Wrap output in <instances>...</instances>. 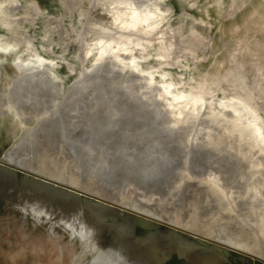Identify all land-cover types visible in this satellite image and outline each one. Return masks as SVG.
Returning a JSON list of instances; mask_svg holds the SVG:
<instances>
[{"label":"rangeland","instance_id":"374dc122","mask_svg":"<svg viewBox=\"0 0 264 264\" xmlns=\"http://www.w3.org/2000/svg\"><path fill=\"white\" fill-rule=\"evenodd\" d=\"M5 1L7 0H0L1 3ZM17 1L25 6L24 10H17L10 15L4 9L0 13V34L13 35L19 41L20 51L24 52L19 55L21 59L27 56L25 46L31 44L45 60L58 64V81L56 88L52 90L57 105L62 101L68 87L86 78L91 69L95 51L93 50L85 61L82 62L81 59L83 44L90 43L92 34H88L82 41L79 38L81 30L102 29L115 37L120 33L125 34V30L115 23L114 19L112 21L111 14L107 12V5L102 0L95 7L94 0ZM237 1L239 6L232 4L228 16L239 18V31L234 26L235 20L222 18L225 12L222 11L223 8L214 16L217 19L215 24L217 27L223 26V23L227 24L228 34L232 33L235 42L238 40L237 33L241 34L245 51L235 57L241 58L247 65H253V60L264 63V6H256L261 10L254 11L252 5L244 4L245 0ZM44 2L48 3L47 9L42 7ZM174 2L177 6L176 14L166 16L163 23L148 34L137 32L132 37L133 43L137 38H144L142 47H135L132 52L133 55L142 57L136 60L135 67L130 69L127 62H117L116 68L132 77L133 81L126 84V87H138L144 78L148 79L146 73H152L149 87L153 92H162V86L166 84L176 96L188 95L204 88L203 85L214 87L217 77L229 78L238 70L235 58L231 57L230 45L226 48L221 45L222 30L211 32L207 18L211 6H222L226 10L230 4L219 5L218 0ZM29 4H36L40 9L38 16L30 22L27 10ZM200 14H203L204 20L199 19ZM257 17L262 19H255ZM17 21L22 24H16ZM11 22L14 25L8 28ZM256 39L260 42L254 47ZM188 40L193 44H181ZM168 41L177 47L164 48V43ZM186 49L195 51L189 52ZM121 55L127 56L128 53ZM69 65L72 73L69 72ZM18 76L14 56L0 53V94H4L12 80ZM222 83L227 85V80ZM90 91V88L85 91V102L88 101ZM118 91L124 92L123 89ZM103 92L107 96L110 95L106 88H103ZM142 93L150 95L148 91ZM216 97L223 98L219 89ZM208 99L207 104L213 103L210 97ZM156 101L167 109L170 120L175 121V126H179L182 118H178L177 111L169 110L170 107L165 101ZM2 103L5 108L4 100L0 97V104ZM177 103L171 102L175 106ZM206 107L201 109L202 115ZM54 111L53 108L50 112ZM99 111L104 114L101 118L114 114V109L111 111L110 108H100ZM171 111L173 112L170 113ZM257 112L264 121V113L260 109ZM74 117L73 114V119L66 125V133L70 130L71 134L54 138L46 144V150L43 152L36 153L33 149L21 152L16 150V155L24 164L21 166L6 162L4 158L9 150L16 147L22 136L35 131L39 118L16 119L5 110L0 116V168L9 172L21 171L30 180L57 186L62 195L70 196L71 201L74 198L80 199L82 205L86 206L85 221L90 220L91 215L101 214L96 222L107 226L108 229L102 231L98 237L100 251L105 252L110 246L121 241L117 240L118 234L113 232V226L127 223L131 235L142 242H152L148 247L135 245L134 252L143 255L150 251L153 254L152 264H192L176 254H168L163 258L159 253H155L158 250V241L174 237L197 249L211 250L213 256L220 260V264H264V178H257V187H263L262 193L257 190L259 192L254 195L259 201L257 206H242L240 212L232 201L237 198V194L228 195L226 198L223 190L217 187L220 181L210 179L209 171L218 159L220 160L223 146L212 149L209 155L198 153L193 148L197 146L194 142L195 131L199 128L197 123L190 127L192 129L189 134L180 135L177 139L162 140L157 133L152 136L157 138L155 145L147 143L146 140L150 137L143 135L142 140H138L139 143L130 145L128 149L114 153L113 150L110 151L111 155L106 160L104 127L111 121L107 117L104 118L107 120H101L98 128V157H101L103 164L98 176V189L91 191L89 186L94 182L90 177L93 156L87 155L88 158H84L90 160H87V163H79L77 160L78 131L74 127ZM120 124L122 121L118 123ZM134 125L128 122L130 133L137 132ZM214 128L219 130V133L224 131L218 127ZM255 153L256 151L250 152ZM69 169L73 173L71 179L79 185L78 188L66 184L70 178ZM48 175H52L53 179ZM59 178L65 180V183L57 181ZM19 196L18 193L15 194L16 198ZM55 213L57 211H50L48 216L35 219L0 199V264H76V258L82 252L81 239L73 227H65L59 223L61 218ZM135 229L139 230L140 234L134 235ZM151 237L158 240H148ZM236 245H242L246 250L254 252L236 251ZM84 259L86 263L90 258Z\"/></svg>","mask_w":264,"mask_h":264},{"label":"bare ground","instance_id":"6f19581e","mask_svg":"<svg viewBox=\"0 0 264 264\" xmlns=\"http://www.w3.org/2000/svg\"><path fill=\"white\" fill-rule=\"evenodd\" d=\"M100 1L94 0L93 7ZM102 1L106 3L107 12L111 14L112 21L114 19L115 23L125 30V34L120 33L115 37L102 29L91 31L83 28L81 30L79 38L82 41L88 34H92L90 43L84 42L83 44L81 59L82 62L85 61L94 50L95 55L92 59L91 69L86 78L78 80L68 87L59 105H57L52 92L58 81L56 76L58 64L45 60L33 49L31 44L25 46L27 56L21 59L19 55L24 52L20 51L19 41L13 35L0 34V53L14 56V64L19 73V76L12 80L6 92L0 94L5 105L4 108L3 103L0 104V116L7 110L16 119L39 118L35 131L22 136L16 147L7 152L4 160L24 165L21 158L16 155V150L21 152L33 149L36 153L43 152L46 150L44 148L46 144L52 142L54 138L66 137L68 133H66V125L70 119H73L72 115L74 114V127L78 131L76 136L78 138L77 149H79L76 152L77 160L79 163L81 161L87 163L89 159L84 158L87 155L93 156L90 177L94 182L89 186V189L94 191L98 189V176L103 164L101 157H98L100 155L98 153L100 142L98 128L100 121L104 118L107 117L111 121L104 127V133H106L104 137L106 145L104 146H107L104 155L106 160L111 155L110 151L113 150L114 153L128 149L130 145L139 143L138 140H142L143 135L150 137L146 140L147 143L155 145L157 138L152 136L157 133L162 140L177 139L180 135L189 134L192 129L190 127L197 123L199 128L195 131L194 136L197 146L195 145L193 148L198 153L209 155L212 149L223 146L219 162L217 161L209 171L210 179L220 181L217 187L223 190L226 198L228 195L237 194V198L232 201L236 207L238 206L240 212H242L240 209L242 206L256 207L259 201L254 198V195L259 192L257 190L262 193L263 189V187L260 189L257 187V180L259 177L264 178V121L257 112L260 109L264 113V63L253 60V65H247L243 60H240L241 58L235 57L245 51V47L241 43V34L237 33L238 40L235 42L232 33L228 34L227 24L223 23V26L218 27L215 24L217 19L214 16L218 15L219 10L223 8L222 11L225 12H222V18L235 20L234 26L239 31L240 26L237 21L239 18L228 16L233 0L226 10L222 6H211L207 12V18L211 32L222 30L221 45H224L225 48L230 45L231 57L235 58L238 70L229 78L226 76L223 79L217 77L214 87H210L208 84L203 85L204 88L197 92H191L188 95L179 94V96L173 94L170 91V86L166 84L162 86V92H153L149 87L152 73H146L148 79L144 78L138 87L128 88L125 85L133 81L132 77L127 73L123 74V71L116 68L118 61L127 62L130 69L135 67L136 60L142 57L133 55L132 52L135 47H142L144 38H137L133 43L132 37L137 32L148 34L151 30L157 29L166 16L172 13L176 14L175 0ZM217 4L224 5V0H218ZM42 7L47 9L48 3L44 2ZM24 8L25 6L17 0L0 2V13L5 9L8 14L13 15L17 10H24ZM27 10L29 22L40 13L36 4H29ZM203 18V14H200L199 19L204 20ZM9 24L11 25L7 26L8 28L14 25L13 22ZM16 24L21 25L22 23L17 21ZM53 30L56 31L55 28ZM195 30L192 29V31ZM253 32L255 34V30ZM226 39L228 40L226 41ZM190 42L188 40L181 44L190 46L193 44ZM259 42L256 39L254 47L258 46ZM172 47H177V45L169 41L164 43V48ZM186 50L195 51L194 49ZM121 53H128V55L122 56ZM68 68L72 73L70 65ZM223 80H227V85L222 83ZM88 88L91 91L88 101L85 102L84 95ZM103 88H106L110 93L109 96L103 92ZM119 89H123L124 92L121 93L118 91ZM218 89L223 98L216 97ZM142 91H148L150 95L146 96ZM209 97L213 101L211 104L206 103L209 101ZM156 99L167 102L169 110L177 111L178 118H182L179 126H175V121L170 120L167 109ZM171 102L178 103L175 106ZM205 106L207 107L202 115L200 111ZM257 107L258 109H256ZM53 108L55 111L51 113ZM100 108H110L111 111L114 109V114L101 118L104 114L100 113ZM199 115H201L200 118ZM121 121L122 124L118 125ZM128 122L135 124L136 133L129 132L131 129L127 128ZM214 127L224 130L223 133H219V130ZM68 131L70 133V130ZM115 131H117L115 134H110ZM150 132L154 133L150 134ZM69 133L68 135L71 134ZM85 150L89 152H85ZM252 151H256V153L250 154ZM68 175L70 178L66 184L78 188L79 185L71 179L73 173L70 169ZM48 176L53 179L52 175ZM57 181L65 183V180L60 178ZM60 190L59 187L47 182L30 180L21 171L9 172L0 168V199L7 202L10 207L21 209L35 219L48 216L50 211L55 210L57 211L55 215L61 218L58 222L65 227H73L78 233L82 242V252L76 258V264H152L153 254L150 251L143 255L134 254L135 245L142 244V247H148L152 242H142L131 235L128 232L127 223L113 226V232L118 234L117 240L121 241L110 246L105 252L100 251L97 243L98 237L102 231L108 229L107 226L96 222L101 214L91 215V219L85 221L84 207L86 206L82 205L80 199L74 198L71 201L70 196L62 195ZM17 193L20 195L18 198L15 197ZM262 196L264 197V191ZM135 234H140V231L135 229ZM148 240L158 239L151 237ZM157 247L158 250L155 253H159L163 258H166L168 254H176L179 258L186 259L192 264L221 263L213 256L211 250L197 249L180 238L163 239L157 242ZM234 250L244 253L254 252L246 250L242 245H236ZM85 257L90 258L86 263Z\"/></svg>","mask_w":264,"mask_h":264},{"label":"crops","instance_id":"0c3cea01","mask_svg":"<svg viewBox=\"0 0 264 264\" xmlns=\"http://www.w3.org/2000/svg\"><path fill=\"white\" fill-rule=\"evenodd\" d=\"M238 1L237 0H233V5L235 6V5H237V6H239V3H237ZM225 4H231V0H227L226 2H224ZM248 4V5H252V7H253V10L254 11H256V10H258V9H260L261 10V8H257L256 6H264V0H245L244 1V4ZM241 5V4H240ZM236 7V6H235ZM240 9V8H239ZM264 10V9H263ZM257 13H259L258 11H257ZM256 13V14H257ZM241 19V18H240ZM255 19H262V18H259V17H257V18H255ZM264 19V18H263Z\"/></svg>","mask_w":264,"mask_h":264}]
</instances>
